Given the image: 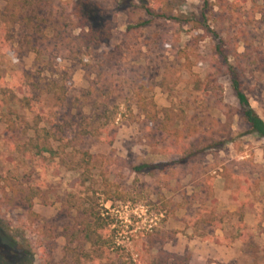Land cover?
<instances>
[{
    "label": "rangeland",
    "instance_id": "374dc122",
    "mask_svg": "<svg viewBox=\"0 0 264 264\" xmlns=\"http://www.w3.org/2000/svg\"><path fill=\"white\" fill-rule=\"evenodd\" d=\"M163 4L0 0V264H264V0Z\"/></svg>",
    "mask_w": 264,
    "mask_h": 264
},
{
    "label": "trees",
    "instance_id": "16d2710c",
    "mask_svg": "<svg viewBox=\"0 0 264 264\" xmlns=\"http://www.w3.org/2000/svg\"><path fill=\"white\" fill-rule=\"evenodd\" d=\"M136 1L140 4L139 8L145 10L148 13V15H150V16L154 15L150 11L151 8L148 6V0H136ZM33 2H34V0H29L30 4H32ZM173 2H176V0H173ZM173 2H171L169 0H164V4L162 5L163 14H161L162 18H164V19L165 18H169V16H167L166 13L168 11L172 10L171 9V5H172ZM170 19H172V18H170ZM148 24H149V22H141L135 28H137V29L138 28H143V27L147 26ZM131 29L132 28H128V32ZM60 30L64 31L65 30L64 26L61 27ZM57 35L59 36V33ZM81 40L82 39L79 36L70 35L69 38H62L58 43L55 44V47H56L57 51L59 52V54H61L63 56L65 55V57H67L68 54L75 53L73 47H76V46L80 47L79 42ZM223 59H224V62L226 63L227 62L226 58L223 57ZM228 73H229L230 79H231V88H232V91H233L237 101H238V105H239V108H240V111H241V116H242V119H243L244 123L246 125H248L249 132L251 134L257 135L261 139L264 140V120L252 108V106L250 104V101H249V98L247 97V95L241 89V85H240L239 79L237 77V74L235 73L234 69L231 66L228 67ZM99 138H101V136H99ZM145 169H151L152 170V169H155V167L149 166V165H142V166L135 167L134 171L136 173H142V172H144ZM0 181H5V180L3 178H0ZM6 197H8V194L4 193V198H6ZM33 201H34L33 197H27L26 198V202L28 204V210H29L30 214H33V212H32ZM159 239L162 242L165 241V239H163V238H159ZM1 247L2 246H0V260H3V258H4L3 257V251L4 250L1 249ZM166 257H169V259L175 258V260L181 259L180 261H182V263H180V264H187L186 263V259H184V258H179V257H176V256L174 257V256H170V255L166 256V254H163V253L161 255L157 256L156 257L157 262H154L152 264H167L166 263V259H164Z\"/></svg>",
    "mask_w": 264,
    "mask_h": 264
}]
</instances>
